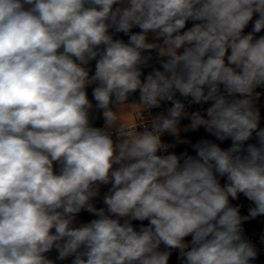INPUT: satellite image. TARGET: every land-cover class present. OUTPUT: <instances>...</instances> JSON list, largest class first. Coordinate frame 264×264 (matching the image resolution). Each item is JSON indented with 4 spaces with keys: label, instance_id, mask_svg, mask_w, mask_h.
Wrapping results in <instances>:
<instances>
[{
    "label": "clouds",
    "instance_id": "obj_1",
    "mask_svg": "<svg viewBox=\"0 0 264 264\" xmlns=\"http://www.w3.org/2000/svg\"><path fill=\"white\" fill-rule=\"evenodd\" d=\"M261 32L264 0H0V264H253Z\"/></svg>",
    "mask_w": 264,
    "mask_h": 264
},
{
    "label": "trees",
    "instance_id": "obj_2",
    "mask_svg": "<svg viewBox=\"0 0 264 264\" xmlns=\"http://www.w3.org/2000/svg\"><path fill=\"white\" fill-rule=\"evenodd\" d=\"M256 18H257V16H254V20ZM191 24H192V22H189L186 27H191ZM252 26L253 25L250 22L249 26L245 29V33L251 31ZM133 31H138V29H134ZM257 35H264V32H261L260 34H257ZM117 38L124 39L125 42H127V40H128V37L124 36L123 34H119L117 36ZM145 54H147V53H145ZM153 57H154V60L150 62L151 66L152 67H159V64L155 61V53L154 52H153ZM94 65H95V61H90L88 67H90L94 70ZM144 71H145V75H146L147 72L151 71V67L145 69ZM88 93H89V99H92L91 88L88 89ZM136 97H138V93L136 94ZM257 107L260 109V114H261V120H260L259 126L261 128H264V99H259V101L257 102ZM153 111L155 112V111H159V110H153ZM92 117H93V126H96V127H102L103 126V118L99 112L93 110ZM183 123H187V121L182 122V124ZM181 139L190 140L191 143L194 144V143L198 142L200 139H214V138L211 137L209 134H207L203 128H201L200 130L194 131V132H188V133L181 132ZM165 141L168 143H175V138L170 137V136H166ZM217 143H220V142L217 141ZM248 143H256L255 134L253 135V139L250 140ZM230 144H231V141H225V142L221 143V147L226 148V147L230 146ZM185 151H187L188 154H190V155H195L194 149L191 147V144H176L175 148H172V152H175L176 154H180V153L185 152ZM221 182L223 183L224 181L222 180ZM106 192H107V187L102 186L100 196L95 198V200L93 201L97 208L104 207L102 200H103V195ZM231 203L234 206H237V205L241 206V215H247L248 214V208L253 206L250 201H248L245 197H243L242 194L240 195L238 200L231 201ZM94 218H96L94 215H92L86 211H82L78 215L77 221H78V223H86V222H88ZM133 223H134V225L138 226L140 222L134 221ZM144 223L147 224V221H145ZM243 227L245 229V236L248 239L253 234H255L257 237L264 236V216H259L255 219H250L249 221H246L244 223ZM186 240L190 241L191 237H187ZM57 255H58V253L55 250H53L51 253H49V257L53 260H55ZM71 259L72 258L70 257L65 261H56V264H71ZM177 262H178V253H177V251H173V254L169 260V264H176ZM253 264H264V254L261 251V249H258V257L253 262Z\"/></svg>",
    "mask_w": 264,
    "mask_h": 264
},
{
    "label": "built area",
    "instance_id": "obj_3",
    "mask_svg": "<svg viewBox=\"0 0 264 264\" xmlns=\"http://www.w3.org/2000/svg\"><path fill=\"white\" fill-rule=\"evenodd\" d=\"M257 91L261 92L262 95L260 97V99H264V88H258ZM208 105H205L204 107H207ZM193 108H199V106H193ZM166 136L163 138L165 140ZM169 151H172V148L169 149ZM261 237H257L255 234H253L252 236L249 237V239L256 245V247L258 249H261V251L264 254V243H261ZM178 253V252H177ZM176 264H179V260Z\"/></svg>",
    "mask_w": 264,
    "mask_h": 264
},
{
    "label": "rangeland",
    "instance_id": "obj_4",
    "mask_svg": "<svg viewBox=\"0 0 264 264\" xmlns=\"http://www.w3.org/2000/svg\"><path fill=\"white\" fill-rule=\"evenodd\" d=\"M149 40L151 41V35L149 36ZM126 119L130 122V123H135L137 122V120L139 119V117L131 112L126 113ZM135 121V122H134Z\"/></svg>",
    "mask_w": 264,
    "mask_h": 264
},
{
    "label": "crops",
    "instance_id": "obj_5",
    "mask_svg": "<svg viewBox=\"0 0 264 264\" xmlns=\"http://www.w3.org/2000/svg\"><path fill=\"white\" fill-rule=\"evenodd\" d=\"M135 122V121H134ZM133 123V122H132Z\"/></svg>",
    "mask_w": 264,
    "mask_h": 264
}]
</instances>
